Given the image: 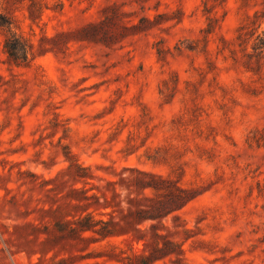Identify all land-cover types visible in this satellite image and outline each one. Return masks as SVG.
<instances>
[{"label": "rangeland", "instance_id": "rangeland-1", "mask_svg": "<svg viewBox=\"0 0 264 264\" xmlns=\"http://www.w3.org/2000/svg\"><path fill=\"white\" fill-rule=\"evenodd\" d=\"M125 167L193 196L155 264H264V0H0V264L142 252L65 223L127 206Z\"/></svg>", "mask_w": 264, "mask_h": 264}, {"label": "trees", "instance_id": "trees-1", "mask_svg": "<svg viewBox=\"0 0 264 264\" xmlns=\"http://www.w3.org/2000/svg\"><path fill=\"white\" fill-rule=\"evenodd\" d=\"M124 170L136 172V176L127 177L129 187L134 185L127 196V206L115 208L107 214V219L96 218L92 212H88L77 218L67 220L66 224H72L68 234L84 241H97L112 236H132L137 241L143 240L144 250L139 253H132L121 258L122 264H155L158 260L167 256L177 255L174 260L180 262L179 255L184 253L182 243L174 242L166 235L158 232L160 222L174 211L182 208L193 196L189 195L191 190L177 187L176 192L165 193L158 185L166 179L161 175L143 171L138 168L125 167ZM84 177V174H78ZM151 189L153 196L145 193ZM136 193L135 196L131 194ZM91 197L96 200L99 197L93 194ZM119 205V204H118ZM151 221L149 228H142L141 225ZM59 224L61 231L64 224ZM91 232V235H85ZM162 239V244L160 242ZM116 248L115 245H111Z\"/></svg>", "mask_w": 264, "mask_h": 264}]
</instances>
